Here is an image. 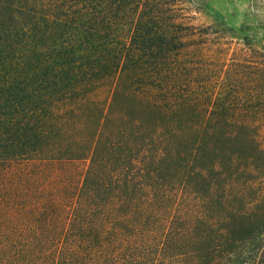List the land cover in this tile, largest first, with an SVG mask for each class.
Instances as JSON below:
<instances>
[{"label":"trees","instance_id":"trees-1","mask_svg":"<svg viewBox=\"0 0 264 264\" xmlns=\"http://www.w3.org/2000/svg\"><path fill=\"white\" fill-rule=\"evenodd\" d=\"M196 20L0 0V264H264V24Z\"/></svg>","mask_w":264,"mask_h":264},{"label":"rangeland","instance_id":"rangeland-1","mask_svg":"<svg viewBox=\"0 0 264 264\" xmlns=\"http://www.w3.org/2000/svg\"><path fill=\"white\" fill-rule=\"evenodd\" d=\"M188 6L197 23L229 28L235 40L244 26L264 24V0H188Z\"/></svg>","mask_w":264,"mask_h":264}]
</instances>
